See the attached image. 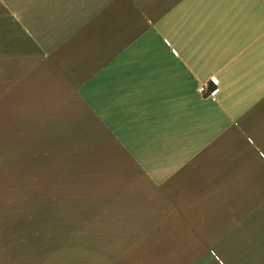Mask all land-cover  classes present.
<instances>
[{
	"label": "crops",
	"instance_id": "0c3cea01",
	"mask_svg": "<svg viewBox=\"0 0 264 264\" xmlns=\"http://www.w3.org/2000/svg\"><path fill=\"white\" fill-rule=\"evenodd\" d=\"M0 264H264V0H0Z\"/></svg>",
	"mask_w": 264,
	"mask_h": 264
},
{
	"label": "built area",
	"instance_id": "2783aa9c",
	"mask_svg": "<svg viewBox=\"0 0 264 264\" xmlns=\"http://www.w3.org/2000/svg\"><path fill=\"white\" fill-rule=\"evenodd\" d=\"M208 82L211 84V85H215L216 87L212 88L209 90V85L207 82H204V83H201L198 87V90L200 93L204 94V93H208V95H214L217 91H218V88H217V85H218V79L215 77V76H211L209 79H208ZM209 91V92H208Z\"/></svg>",
	"mask_w": 264,
	"mask_h": 264
}]
</instances>
